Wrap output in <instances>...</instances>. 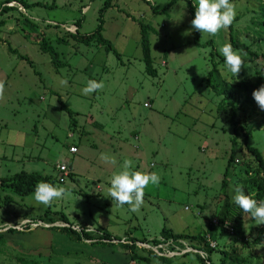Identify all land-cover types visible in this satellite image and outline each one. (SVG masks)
Segmentation results:
<instances>
[{
    "label": "rangeland",
    "instance_id": "rangeland-1",
    "mask_svg": "<svg viewBox=\"0 0 264 264\" xmlns=\"http://www.w3.org/2000/svg\"><path fill=\"white\" fill-rule=\"evenodd\" d=\"M107 1L0 0V7H10L0 12V21H5L0 30V178L38 173L71 192L44 206L33 194L23 197L0 186V232L5 238L0 264H138L122 246L125 239L152 243L162 238L164 228L197 236L209 226L215 234L210 245L216 248L202 258L210 257L211 264H264V241L258 240L264 237V225L246 215L240 238L232 228L223 231L218 219L235 134L231 114L219 111L223 97L208 86L210 82L222 91L244 79L256 80V71L264 69V63L246 55L236 77L218 51L233 36L264 54V0L230 1L236 12L233 24L215 36L203 33L199 44L186 1L110 0L103 36L120 57L97 41H79L69 30L80 21V36L94 33ZM140 23L151 27L155 75L147 72L143 59ZM42 43L58 54L59 66L41 49ZM90 79L103 81L104 87L85 96L81 90ZM252 93L236 94L234 105L241 125L252 133L248 144L264 155V111ZM61 103L77 113L75 127ZM238 143L228 177L243 186L248 171L253 177L259 166L246 151L243 134ZM71 147L78 153L72 154ZM101 153L114 157L116 164L101 161ZM125 159L133 161V170L160 175L159 185L145 188L136 212L116 205L108 194L110 177ZM63 163L69 164L71 175L60 184L57 166ZM250 185L243 189L255 196L256 186ZM234 187L226 189L231 201ZM63 216L75 230H92L95 238L108 232L123 241L93 245L55 226L8 232L26 221L62 225ZM186 243L191 247L192 242ZM139 254L148 256L143 250ZM196 254L168 257L173 264H202ZM149 258L152 264L160 262Z\"/></svg>",
    "mask_w": 264,
    "mask_h": 264
},
{
    "label": "trees",
    "instance_id": "trees-1",
    "mask_svg": "<svg viewBox=\"0 0 264 264\" xmlns=\"http://www.w3.org/2000/svg\"><path fill=\"white\" fill-rule=\"evenodd\" d=\"M178 0H173V2H176ZM186 1L187 6L190 10L192 19H194V13H195V8L193 6V0H183ZM233 1V0H230ZM13 2H8V4H11ZM40 5V3H37ZM23 7V4H21ZM173 3H171L166 9L162 10V12H166L168 9L172 8ZM110 7V0L106 2L104 7L100 10V16H99V25L96 29V31L90 35H84L80 36L78 34V31L75 35V37L81 41L88 43L91 41H97L99 44L106 46L109 50L114 51L117 57H120V54L115 50L114 46L110 41L104 38L103 32H104V24H105V14L107 13L108 9ZM9 6H2L0 7V12L4 13ZM12 8V7H11ZM24 8V7H23ZM25 9V8H24ZM260 23L263 25L264 28V9H263V17L260 19ZM81 22L78 21L76 22V26L80 27ZM5 26V21H0V30L1 28ZM77 27V28H78ZM140 28H141V46H142V51H143V59L147 67V72L151 75L156 74V70L153 68V61L151 57V44H150V39H149V30H151V27L149 25H145L143 23H140ZM202 34L200 32L195 31L194 37H195V43L199 44V40L201 38ZM213 42L210 41L209 44H212ZM231 45L234 49H239L243 50L244 53H246L250 59L253 62H256L258 64L264 63V54H258L257 52L253 51L252 48L244 43L236 41L233 36L231 37ZM41 49L50 54L52 56V63L55 66H59L61 62L59 61V56L55 52V50L50 46V44L42 43ZM9 50L11 53L18 54L19 52L17 50L12 49L9 47ZM216 53H212L214 56ZM20 58L24 60H28L24 56H19ZM222 61H224V58H222ZM218 69L215 67L214 71L210 74V78L213 77L214 72H216ZM256 76L257 79L252 81V80H242L240 82H235L231 84V86L227 89H224L222 91H219L216 86H212L210 82L208 83V86L214 89L215 92H217L218 95L223 97L222 103L219 106V111L220 112H225V113H230L231 114V123L234 127V138L232 140V155L230 156V159L228 161V165L224 174V179L222 182V190L221 192L225 195V200L222 205V209L219 212L218 219L221 223V228L223 231H229L231 228L233 230V233L240 238H244V231H243V226H244V220L245 216L249 215L244 213L237 205L231 201V197L229 196V193L226 192L227 187L231 186H236V183H232L231 180L229 179L228 175L231 170L232 165L234 164L235 161V155H236V150L239 146L238 140L243 134L244 136V143L246 145L245 149L246 151L257 161L259 170L255 174V176H250V172L248 171V177L245 180L246 182L244 183L243 186H246L247 188H251L252 186L250 185L251 183H254L256 186V191L257 193L255 196H253L254 199L257 201L263 200L264 198V155L255 147H252L248 144L250 138L252 137V133L249 131V128L247 126L241 125L240 118H238V113H237V108L234 105V98L235 95L238 93H244V92H253L254 90L258 89L262 84H264V69L262 71L258 70L256 71ZM61 109L66 111L72 122V126L75 127L77 124V121L75 119V116L77 113L69 109L66 104L61 103ZM243 146V145H242ZM246 173V171H245ZM250 178V179H249ZM38 181H44L47 183H50V178L47 176H43L38 173H27V172H21L19 174H16L12 178H0V186L1 187H9L13 192L16 194L27 197L30 196L31 194L34 193L35 190V185ZM11 198H7L5 203H10ZM51 219H49L50 221ZM54 223V222H52ZM63 223H65L67 226L69 224L68 220L63 216ZM55 227L58 230L69 234L72 232L73 235L77 236L76 239L78 241H82V239H86L90 241L91 244L93 245H101V246H106V245H116V244H121L123 240H118L117 238H113L112 235L108 232H104L101 237L95 238L93 235H91L86 229H83L82 231H79L73 229V226L69 224L68 227ZM26 228L29 230V226H26ZM39 228H44V227H39ZM9 233L14 234L15 232H20L18 230L14 229H9ZM71 234V233H70ZM77 234V235H76ZM214 229L212 226H209L208 230L206 232H203L201 234H198L197 236H191L188 234H181V235H176L171 233L169 230L166 228L163 229L162 231V238L165 240H170L173 239L175 244L180 245L178 241H190L192 242L191 246L200 251H208L212 252L215 250V248H212L209 243V239L214 238ZM74 237V236H73ZM75 238V237H74ZM260 242L264 241L263 236H259ZM115 241H118L114 243ZM136 240H128L126 239L124 243H122V246H124L127 250H129V254L131 255V260L137 262L138 264H152L149 256H154L155 258L159 259V263L155 264H173V259L159 256L158 254L149 251L147 249H141L136 246L135 244ZM141 242H147V241H141ZM5 243V238L3 234L0 232V245ZM155 245H159L161 243L160 239H154L152 241ZM174 248H172L173 250ZM143 250L145 253L148 254V256H142L139 254V251ZM206 253V252H205ZM190 253H186L184 256L186 257ZM198 257V260L202 264H208L210 262V257L206 260L200 256V254H196ZM28 264V263H25ZM29 264H34V263H29Z\"/></svg>",
    "mask_w": 264,
    "mask_h": 264
},
{
    "label": "clouds",
    "instance_id": "clouds-1",
    "mask_svg": "<svg viewBox=\"0 0 264 264\" xmlns=\"http://www.w3.org/2000/svg\"><path fill=\"white\" fill-rule=\"evenodd\" d=\"M195 8L194 19L191 20V27L201 34L215 36L221 30L229 28L236 16L235 6L230 0H193ZM218 51L224 58V64L228 71L238 76L244 67L243 59L247 54L243 50H236L230 43L223 44ZM64 84L67 81H63ZM103 81L94 79L87 80L86 87L81 91L87 96L103 89ZM4 93V82L0 81V96ZM253 99L264 111V84L252 93ZM100 160L106 164L115 165L116 159L108 154L101 153ZM160 175L156 172L146 173L133 170V161L125 159L120 170L114 172L110 177L108 194L116 205L123 207L130 206V211L136 212L143 204L145 188L151 185H159ZM233 203L244 213L249 214L256 225H264V200L257 201L252 195L246 194L242 185H236L233 189ZM71 192L62 186H54L44 181H38L33 193L38 204L50 206L54 200L70 196Z\"/></svg>",
    "mask_w": 264,
    "mask_h": 264
},
{
    "label": "built area",
    "instance_id": "built-area-1",
    "mask_svg": "<svg viewBox=\"0 0 264 264\" xmlns=\"http://www.w3.org/2000/svg\"><path fill=\"white\" fill-rule=\"evenodd\" d=\"M70 31H74L75 34L78 31V28L76 25H74L72 28H69ZM71 153L72 154H76L78 152V149L76 147H71ZM57 170H58V181L60 184H65L66 179L70 177L71 175V167L69 166V164L67 163H63V164H59L57 166ZM55 224V225H54ZM54 224H47L45 223L43 220H39V221H26V222H22L20 223V225L16 226V230H19L20 232L24 231V229L28 230L26 228V226H29L30 228H39V227H44V228H50L52 226L55 227H64L67 226L65 223H63L62 225H58L59 223H54ZM29 228V230H31ZM79 231H82L83 229H76ZM126 240V239H125ZM124 240V242H125ZM161 243L159 245H155L154 243H148V242H141V241H136L135 244L137 247L141 248V249H147L149 251H152L156 254H158L159 256H163V257H167V258H171L168 256H171L172 254H179L181 253V255H185L186 253H197L200 254L204 257L205 252L200 251V250H196L194 249L192 246L190 247L189 245H187L186 241H178L180 245L175 244L173 239L170 240H165L163 238L160 239ZM118 242V241H117ZM209 243H210V239H209ZM212 248H216V244H211L210 245ZM172 248H174L172 250ZM210 264V263H209Z\"/></svg>",
    "mask_w": 264,
    "mask_h": 264
},
{
    "label": "crops",
    "instance_id": "crops-1",
    "mask_svg": "<svg viewBox=\"0 0 264 264\" xmlns=\"http://www.w3.org/2000/svg\"><path fill=\"white\" fill-rule=\"evenodd\" d=\"M11 4H12V3H11ZM77 153H78V152H77ZM77 153H76V154H77ZM74 155H75V154H74ZM84 229H85V228H84ZM90 230H91V228H90ZM91 231H92V230H91ZM91 231H89V232H91ZM103 233H104V232H103ZM133 262H134V261H133Z\"/></svg>",
    "mask_w": 264,
    "mask_h": 264
}]
</instances>
